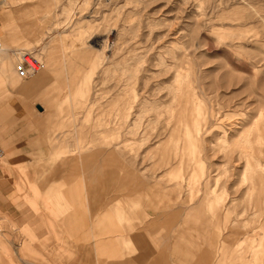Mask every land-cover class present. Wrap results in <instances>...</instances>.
<instances>
[{
    "label": "rangeland",
    "instance_id": "374dc122",
    "mask_svg": "<svg viewBox=\"0 0 264 264\" xmlns=\"http://www.w3.org/2000/svg\"><path fill=\"white\" fill-rule=\"evenodd\" d=\"M0 43V264H264V0H0Z\"/></svg>",
    "mask_w": 264,
    "mask_h": 264
},
{
    "label": "built area",
    "instance_id": "2783aa9c",
    "mask_svg": "<svg viewBox=\"0 0 264 264\" xmlns=\"http://www.w3.org/2000/svg\"><path fill=\"white\" fill-rule=\"evenodd\" d=\"M16 54L18 60L15 65V73L20 79L35 76L45 66L43 59L34 49H22V51H16ZM1 154L2 150L0 149V156H2Z\"/></svg>",
    "mask_w": 264,
    "mask_h": 264
},
{
    "label": "crops",
    "instance_id": "0c3cea01",
    "mask_svg": "<svg viewBox=\"0 0 264 264\" xmlns=\"http://www.w3.org/2000/svg\"><path fill=\"white\" fill-rule=\"evenodd\" d=\"M5 26H6V28L7 27H9L8 26V24H6L5 23ZM1 46H2V44H1ZM3 50V49H2ZM2 52V51H1ZM4 65H5V62H0V73L1 72H9L10 71V67L9 66H7L6 65V67H4ZM5 76H6V78H7V76L8 75H6L5 74ZM39 79L40 78H37V79H34L33 81H31V82H29V83H27V84H25V85H23V88H21L22 90H25V91H28V92H32L30 89L32 88L33 89V87H34V85L35 84H37L38 83V81H39ZM22 93V92H21ZM39 113H44V111L43 110H40L39 111V109L37 110ZM1 188V187H0ZM5 195V193H4V190L2 189H0V196H4ZM6 196H7V198H8V196H9V194H8V191L6 192ZM94 234V233H93ZM233 236H235V235H233ZM93 238H96L97 236H92ZM80 239H85V237H79ZM222 241H232V242H234V241H236V239H234V237H232L231 235H229L228 237L226 236V234L224 235V237L223 238H220ZM93 244H91L90 243V246H92L90 249H95V247L97 246V242H92ZM244 244H246L244 241L243 242H241L238 246L241 248V249H243L244 247H243V245ZM177 246V245H176ZM253 253L254 254H257L254 250H253ZM83 254H85L86 256H88L89 257V250H88V248H86L84 251H83ZM93 255V254H92ZM144 256H140L139 258H138V260H140V259H142ZM194 259V258H193ZM193 259H191V260H193ZM176 259H171V264H174L173 263V261H175ZM184 260V259H183ZM182 262H184V261H182ZM117 264H121L120 262H118ZM125 264V263H124ZM177 264V263H176ZM185 264H195L194 262H190V260H189V258L187 259L186 258V261H185Z\"/></svg>",
    "mask_w": 264,
    "mask_h": 264
},
{
    "label": "bare ground",
    "instance_id": "6f19581e",
    "mask_svg": "<svg viewBox=\"0 0 264 264\" xmlns=\"http://www.w3.org/2000/svg\"><path fill=\"white\" fill-rule=\"evenodd\" d=\"M46 0H44V2H45ZM47 3V2H46ZM2 46H1V43H0V48H1ZM54 48V46H51L50 47V50L48 51V53H49V55L51 56V57H54V55L52 54V52H53V49ZM23 50H25V49H23ZM104 52V50L102 49V53ZM13 53V52H12ZM43 69H45V66H44V68ZM42 69V70H43ZM41 71V70H40ZM39 73V72H38ZM178 83V82H177ZM226 139V138H225ZM261 139H260V136H257L256 137V139H255V141L257 142V143H259L260 144V142H262V141H260ZM244 145H245V147H247V145L249 144V142H247V139L245 138L244 139ZM190 143V142H189ZM194 147V146H193ZM191 148H192V146H191ZM192 150V149H191ZM248 151V150H247ZM195 178H196V175H194V177H193V180H195ZM212 194V199H211V201H209V203L210 204H214V205H216V206H219V205H221L222 203H223V200H224V198H223V195L221 194V192H219V193H217V192H212L211 193Z\"/></svg>",
    "mask_w": 264,
    "mask_h": 264
},
{
    "label": "water",
    "instance_id": "95a60500",
    "mask_svg": "<svg viewBox=\"0 0 264 264\" xmlns=\"http://www.w3.org/2000/svg\"><path fill=\"white\" fill-rule=\"evenodd\" d=\"M38 108L40 109V106H38Z\"/></svg>",
    "mask_w": 264,
    "mask_h": 264
}]
</instances>
